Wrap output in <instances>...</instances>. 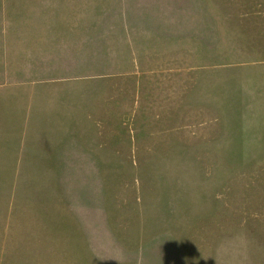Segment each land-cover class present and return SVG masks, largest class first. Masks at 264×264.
I'll list each match as a JSON object with an SVG mask.
<instances>
[{"label":"rangeland","instance_id":"1","mask_svg":"<svg viewBox=\"0 0 264 264\" xmlns=\"http://www.w3.org/2000/svg\"><path fill=\"white\" fill-rule=\"evenodd\" d=\"M11 1L0 0V6L17 26L19 14L7 12ZM115 1L123 10L136 12L140 22L150 24L151 34L171 32L175 46L164 52L161 39H152L143 46L147 52H137L138 65L132 61L124 69L129 76L140 74L144 81L135 110L125 91L119 114L112 105L102 114L105 108L98 111L92 100L87 101L81 116L91 121L84 132L90 144L88 160H42L47 163L40 165L26 157L15 162L4 141V161L10 162L4 165V204L9 190L11 199L14 194L18 197L11 203L29 207L31 191L39 193L36 188L49 181L57 184L60 205L70 200L76 204L81 199L62 195L61 187L68 180L67 192L71 185L77 193L84 188L89 211L74 210V218L81 220L75 219V233L87 236L89 247L87 242L80 246V238L75 237V264H82L83 258L84 264H174L175 249L185 256V264H264V0ZM4 37L2 43L1 32L0 84L4 74L9 81L0 85V109L10 118L20 113V103L37 87L11 84L19 68L14 65L18 39L16 33ZM9 43L10 60L4 61ZM174 66L180 71L163 73ZM104 69L91 67L88 73H112ZM134 69L140 72L133 73ZM177 74L187 81L186 111L168 106L161 97L166 88L177 92L169 84ZM209 74L213 76L212 120L196 102V90L205 85L194 82ZM97 82L91 80V85L102 93ZM130 85L103 83V97L109 101L117 97L116 87ZM167 98L170 104L179 103L170 94ZM178 110H184V115ZM3 135L9 139V131ZM23 211H16L17 216L23 217ZM58 213L65 215V210ZM1 243L2 239L0 263L5 256ZM8 245L11 251L20 249L18 239L10 238Z\"/></svg>","mask_w":264,"mask_h":264},{"label":"crops","instance_id":"2","mask_svg":"<svg viewBox=\"0 0 264 264\" xmlns=\"http://www.w3.org/2000/svg\"><path fill=\"white\" fill-rule=\"evenodd\" d=\"M8 8V14L12 11L19 14L16 26L11 18L6 17L5 8L0 6L2 43L6 41L4 36L8 34L16 33L18 39L14 65L19 68L14 70L17 74H12L11 84L22 88L34 83L37 89L24 97L23 102L20 103L21 107L19 106L21 111L16 116L11 114L9 118V114L0 109L1 207L3 206L0 212V239H2L1 253L5 255L1 257L0 264H75V237L80 238V246L83 247L87 242L89 247V238L75 233V219L77 218H74V210L80 211L81 214L89 211L84 203V188H82L83 191L77 193V191L73 192L71 185L67 192L68 180L65 186L61 187L62 195L69 196V199H81V202H76V204L70 200L60 205L59 190L57 184L52 181H49L45 187L42 182L36 188L39 192L37 194L35 190L31 191L30 201L27 202L29 207L26 204L24 207L21 204L11 203L10 200L18 197L14 194L15 198L11 199L9 190H7L4 204L3 180L6 178L4 165L8 166L10 162L9 159L4 161L3 142L8 141L9 145L5 147L6 152L9 149L15 154L17 158L15 162H22L26 157L32 158L28 162L36 161L40 165L54 159L57 162H66L74 157L88 160V156L91 155L87 154L89 147L86 146L90 144L87 145L84 140V132L89 128L91 121L88 120L89 117L84 119L81 116L83 110L87 108V101L92 100L91 106L98 111L105 108L102 114H105L106 109L109 110L107 107L110 105L115 109V113L119 114L123 106L124 93L122 92L125 91L128 99L133 101L135 110L139 102V85L144 81L140 74L135 77L129 76L131 73H124V69L126 72L132 61L136 63V66L138 65L137 52L139 50L147 52V47L143 46L149 44L150 40L161 39L165 45L164 52L170 51L171 45L175 46V41L170 38L171 32L165 33V30L162 35L151 34L150 24L140 22L136 12L123 10L121 4L115 0L112 2L108 0H101V2L12 0ZM13 25L14 27L11 28ZM178 39L179 36H177ZM9 48L10 43L9 46L4 47V61L10 60ZM91 67L107 68L112 73L91 75L88 73ZM5 70L8 68L5 67ZM166 70L163 73L171 74L177 70L180 71V67H167ZM139 72V69L133 71L137 74ZM74 73H77V76L73 75ZM5 77L4 74V81L0 85L8 83L9 79ZM16 77L22 79L14 80L13 78ZM166 77L170 78L171 75ZM174 78L169 83L170 90L177 92H170L166 88L165 94L163 92L161 97L164 102L167 101L168 106L183 108L186 111V94L183 91L186 90L187 81H184L180 74ZM80 80L83 82L82 85L81 82L76 83ZM91 80L101 84L98 89L101 87L102 93H98L95 86L92 87ZM110 80L126 81L131 85L126 88L116 87L115 89H119L120 92L116 91L117 97H110L109 102L108 98L103 97L105 93L102 91V85ZM84 82H86L85 87ZM180 82H182L181 87ZM194 82H203L205 85V88L200 85L199 97L196 90V102L198 107L201 106L200 108L208 110L210 120H212L213 76L210 74L205 77L200 76ZM74 83L77 85L75 88ZM49 85H52L54 89L47 90ZM92 90L94 93L91 95ZM169 94L176 97L179 103L170 104V98H167ZM177 113L184 115V110H178ZM10 119L12 123L9 126ZM15 121L18 122L15 123ZM162 127L161 130H167L164 126ZM210 128L213 129V125ZM4 130L9 131L7 140L4 139ZM196 130H199L198 126ZM8 186L9 182H7V189H9ZM19 210L20 212L24 210L23 217L17 216L16 211ZM59 210H65V215L59 217ZM81 226L83 228V225ZM10 238L18 239L19 250L8 249ZM143 257L146 261L147 256ZM167 258L171 257L167 256ZM83 259L82 264H84ZM172 260L174 264H185V256L179 249L173 251Z\"/></svg>","mask_w":264,"mask_h":264}]
</instances>
